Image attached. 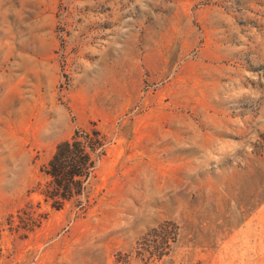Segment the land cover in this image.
Returning <instances> with one entry per match:
<instances>
[{
  "label": "rangeland",
  "instance_id": "1",
  "mask_svg": "<svg viewBox=\"0 0 264 264\" xmlns=\"http://www.w3.org/2000/svg\"><path fill=\"white\" fill-rule=\"evenodd\" d=\"M77 130L103 153L55 210ZM263 130L264 0H0V264H264Z\"/></svg>",
  "mask_w": 264,
  "mask_h": 264
},
{
  "label": "trees",
  "instance_id": "2",
  "mask_svg": "<svg viewBox=\"0 0 264 264\" xmlns=\"http://www.w3.org/2000/svg\"><path fill=\"white\" fill-rule=\"evenodd\" d=\"M256 146L264 153V130L258 134ZM102 153L103 137L98 130H77L70 138L58 142L43 170L47 181L39 190L42 200L52 209L58 210L72 197L83 195L96 161ZM165 227L166 224L158 225L151 232L158 235L162 230H166L165 232L172 236L169 238H173L174 228ZM167 242L166 240L162 251H157L155 247L153 251L142 250L159 258L164 253Z\"/></svg>",
  "mask_w": 264,
  "mask_h": 264
}]
</instances>
